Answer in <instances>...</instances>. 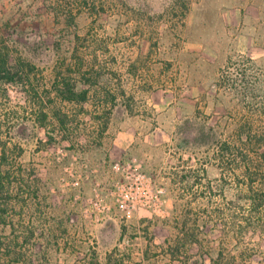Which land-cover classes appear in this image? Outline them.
Wrapping results in <instances>:
<instances>
[{
	"label": "rangeland",
	"instance_id": "rangeland-1",
	"mask_svg": "<svg viewBox=\"0 0 264 264\" xmlns=\"http://www.w3.org/2000/svg\"><path fill=\"white\" fill-rule=\"evenodd\" d=\"M3 46L39 87V108L0 89V149L32 185H12L7 221L34 231V264H264V212L213 149L244 129L264 141V0H0ZM66 68L89 75L82 106L51 91ZM184 223L196 244L168 250Z\"/></svg>",
	"mask_w": 264,
	"mask_h": 264
},
{
	"label": "trees",
	"instance_id": "trees-1",
	"mask_svg": "<svg viewBox=\"0 0 264 264\" xmlns=\"http://www.w3.org/2000/svg\"><path fill=\"white\" fill-rule=\"evenodd\" d=\"M11 55L7 47H0V89L8 85L19 86L23 89V93L28 94L32 100L38 101V108L40 107V96L38 93L37 85L33 82V65L31 63L21 60L20 58L14 59L11 62ZM67 73L71 74L69 69L64 72L58 71L55 80L52 83L51 91L54 93L55 98L61 104H77L84 105L89 95L91 94L89 82V75L82 74L78 80L71 79ZM79 73H77L78 75ZM81 85V88L78 85ZM50 93V92H48ZM4 96L6 97V90L4 89ZM48 103H51L48 99ZM43 109H39L38 122L44 125L47 119V113H43ZM55 129L59 133L63 141L70 142L72 129L69 128L68 113L63 112L60 108H54L51 111ZM249 132L240 130L237 143L231 142H218L213 144L214 153L220 158H228L237 161L236 169L240 170L244 179V188L246 191L245 202L249 204L251 214H260L264 212V141L252 140ZM49 144L52 145L54 137H48ZM0 153V228L3 232L6 228H10V238L3 236L0 233V264H34L30 257L21 251L33 238L34 231L26 228V231H21L17 234L18 225L7 221V213L9 204L11 202L10 193L12 185L15 184L20 191L27 188L30 189L32 185L26 184L23 181V169L18 166L17 173L21 178L15 179L12 176L11 169L7 163V155L5 147H1ZM255 156V157H254ZM231 166V165H230ZM13 177V178H12ZM15 182V183H14ZM16 191H18L16 189ZM21 193V192H20ZM29 193H25L27 195ZM38 190L33 191L28 196L29 198H38ZM23 198V197H22ZM25 200V199H24ZM22 199V202H24ZM28 207V203H24ZM30 222V221H28ZM29 224V223H28ZM184 223L179 232L182 237L180 241L174 244V247H168V250H175L178 252L188 246H193L197 242V237L193 232H188ZM23 229V228H22ZM26 244V245H25ZM221 253L215 259H210V264H230L223 263L220 259ZM196 264V263H191Z\"/></svg>",
	"mask_w": 264,
	"mask_h": 264
}]
</instances>
